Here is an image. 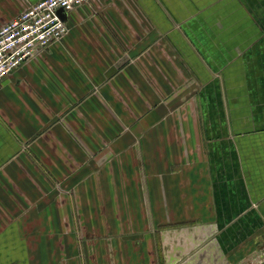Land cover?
<instances>
[{
  "label": "crops",
  "instance_id": "1",
  "mask_svg": "<svg viewBox=\"0 0 264 264\" xmlns=\"http://www.w3.org/2000/svg\"><path fill=\"white\" fill-rule=\"evenodd\" d=\"M36 1L0 0V25ZM63 17L0 82V264H83L82 241L86 264H239L264 238V0ZM100 211L118 255L79 235Z\"/></svg>",
  "mask_w": 264,
  "mask_h": 264
},
{
  "label": "built area",
  "instance_id": "2",
  "mask_svg": "<svg viewBox=\"0 0 264 264\" xmlns=\"http://www.w3.org/2000/svg\"><path fill=\"white\" fill-rule=\"evenodd\" d=\"M86 0H37L0 25V82L37 51L59 39L68 25L61 14ZM62 9V13L58 9Z\"/></svg>",
  "mask_w": 264,
  "mask_h": 264
},
{
  "label": "rangeland",
  "instance_id": "3",
  "mask_svg": "<svg viewBox=\"0 0 264 264\" xmlns=\"http://www.w3.org/2000/svg\"><path fill=\"white\" fill-rule=\"evenodd\" d=\"M103 198V197H102ZM124 214V213H123ZM103 211L97 212L96 213V220H97V226L95 232L92 231L91 235L88 234V230H91L87 227L85 228H81L79 235L81 236V239H84L82 237H90L91 239L94 238H100L99 241H101V243L96 242V249L99 250V246L100 247H104L105 244L103 243V240L106 239V248H108L107 250H109L108 252H112L116 253V255H118L120 253V248H122V250L124 249L125 245L121 244L120 238H125V237H132V235L127 236L125 234H120L122 231L120 228H103L104 226V217H103ZM120 215L118 213L117 218H119ZM89 235V236H88ZM134 237V236H133ZM88 239V238H87ZM83 242V243H82ZM81 242V248H80V253H81V257L82 260L81 262L83 264L87 263V256H85L84 251L86 252V243H84L85 241ZM133 247H135V244H132ZM111 248L113 249L112 251ZM125 251V250H123ZM129 254V253H128ZM132 254V253H130ZM129 254V255H130ZM246 258L245 259H241L239 261V264H264V238L260 239V241H257V244L255 246V249H252L249 253H246ZM97 260V259H96ZM107 262V261H106ZM162 262V261H161ZM103 261L102 260H97V261H92V264H102ZM141 261H135L134 259H128L126 260H119V259H112L111 260V264H140Z\"/></svg>",
  "mask_w": 264,
  "mask_h": 264
},
{
  "label": "water",
  "instance_id": "4",
  "mask_svg": "<svg viewBox=\"0 0 264 264\" xmlns=\"http://www.w3.org/2000/svg\"><path fill=\"white\" fill-rule=\"evenodd\" d=\"M58 12L59 13H62V9L60 8V9H58ZM61 16L63 17V13L61 14ZM64 18V17H63Z\"/></svg>",
  "mask_w": 264,
  "mask_h": 264
}]
</instances>
